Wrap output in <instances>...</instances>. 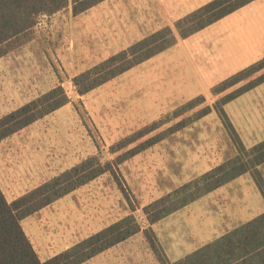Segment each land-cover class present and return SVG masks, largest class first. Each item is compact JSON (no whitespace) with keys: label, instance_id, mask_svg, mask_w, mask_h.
Listing matches in <instances>:
<instances>
[{"label":"rangeland","instance_id":"1","mask_svg":"<svg viewBox=\"0 0 264 264\" xmlns=\"http://www.w3.org/2000/svg\"><path fill=\"white\" fill-rule=\"evenodd\" d=\"M209 1L106 0L77 17L70 10L41 16L31 40L0 59V117L57 84L71 98L67 106L0 144V183L8 197L82 157L97 155L102 162L115 158L110 152L116 143L145 126L158 125L147 136L178 122L185 126L172 134L166 131L163 141L120 165L116 176L104 174L24 220L23 229L41 260L118 220L131 206L145 229L142 205L238 155V147L215 110L220 108V96H214L213 88L264 57V7L259 8L260 2L243 7L180 39L176 22ZM163 28L173 31L174 45L89 94L77 96L74 76ZM260 72L252 78L264 74V69ZM191 101L196 108L167 122ZM206 106L215 109L195 120V113ZM223 110L246 149L264 140V82L223 105ZM255 170L253 174L262 179L264 187V164ZM236 184L226 187L231 194L240 190ZM227 193L217 189L182 208L173 216L178 219L168 223L176 222L182 237L185 231L188 239H195L191 242L195 248L208 239L198 234L205 229L203 219L217 215L214 221L221 233L264 211L257 192L245 187L239 191L248 204H241L243 210L230 198L234 195H228L230 202L225 203ZM204 209L216 213L201 218L198 214ZM167 226L162 223L156 229L161 232ZM161 243L170 251L176 244H169L164 234ZM150 256L140 232L85 264H154Z\"/></svg>","mask_w":264,"mask_h":264},{"label":"trees","instance_id":"2","mask_svg":"<svg viewBox=\"0 0 264 264\" xmlns=\"http://www.w3.org/2000/svg\"><path fill=\"white\" fill-rule=\"evenodd\" d=\"M104 1L106 0H0V59L31 40L33 29L41 16L48 18L70 10L71 16L77 17ZM253 1L255 0H211L179 19L175 24V31L180 39L187 38ZM174 36L170 28H163L74 76L72 86L77 96L89 94L166 50L176 43ZM263 69L264 57L218 83L213 90L214 96H220L217 101L220 108L206 106L195 113L196 120L210 113L212 109L216 112L218 110L226 130L236 144L234 145L239 149L238 155L218 163L171 193H166L142 205L140 210L147 224L143 230L133 214L135 209L131 206L118 220L67 245L57 253L48 256L47 259L41 260L29 235L25 233L22 222L104 174L116 176L115 171L119 170L120 165L163 141L166 131L172 134L183 129L184 123L178 122L166 131L150 136L147 135L152 133L158 125L153 123L145 126L130 135L128 140L122 138L116 143L117 146L110 152L115 154V158L102 162L97 155L82 157L58 174L42 182H36L12 197L7 196L0 183V264H85L140 232L158 264H264V211L176 261H170L165 255L151 227L247 172L254 178L264 199L262 179H258L253 174V171L256 172L255 169L264 163V140L246 149L223 110V105L264 82V74L252 78V75ZM247 78H251L250 81L223 94ZM70 103L71 98L65 88L57 84L2 115L0 144ZM194 108H196L195 102H189L175 112L172 118H168L167 122L179 118L184 111ZM242 151H244L242 153L244 158L239 156Z\"/></svg>","mask_w":264,"mask_h":264},{"label":"crops","instance_id":"3","mask_svg":"<svg viewBox=\"0 0 264 264\" xmlns=\"http://www.w3.org/2000/svg\"><path fill=\"white\" fill-rule=\"evenodd\" d=\"M257 2H260V6H259V8L260 9H262L263 7H264V0H255V1H253V2H251L250 4H248V5H246V6H250L251 7V5H253V4H255V3H257ZM245 6V7H246ZM204 30V29H203ZM198 33V32H197ZM197 33H195V34H197ZM264 164V163H263ZM263 164H261V165H259L258 167H257V170H259L262 166H263ZM212 166V165H211ZM260 171V170H259ZM235 183H237L236 184V186H239V189L242 191L243 190V187H245V189L247 190V191H250L251 190V192H257V194L259 195V197H260V202H261V205H262V210L264 209V199H263V197H262V195H261V193H260V191L258 190V187L256 186V183H255V180H254V178L252 177V175L249 173V172H247V173H244V174H242V175H240V176H238V177H236L235 179H233V180H231V181H229V182H227L226 184H224L223 186H221V187H219L218 188V190H220V193L223 191V189H225L226 191H228V193L226 194V195H224V200H225V203H227V202H230V199H229V197H228V195H230V196H232V195H234V197H230L233 201H235V202H237L238 203V206L241 208V204H247V202H246V200H245V197L242 195V194H239V191H237L236 193H234V194H231V192H230V190H229V188H226V187H231L232 185H234ZM222 189V190H221ZM228 189V190H227ZM215 191H217V189L216 190H214V191H212V192H210V193H208V194H206V195H204V196H202V197H200L199 199H202V198H204V197H206L207 195H210V194H212V193H214ZM260 193V194H259ZM261 195V196H260ZM199 199H197L196 201H198ZM208 199V198H207ZM196 201H194V202H196ZM208 201H210L209 199H208ZM190 205V204H189ZM189 205H187L186 207H188ZM247 206H248V204H247ZM183 209H185V208H183ZM242 210L244 209V208H241ZM182 209H180L179 211H177V212H180ZM137 211V210H136ZM135 211V212H136ZM204 212L202 213V214H198V216L199 217H201V218H207L209 215H215V213L216 212H214L213 210L212 211H209L208 209L206 210V209H204L203 210ZM177 212H175V213H173V214H171V215H169V216H167V217H165L164 219H162L161 221H159L158 223H156V224H154V225H152L151 227H152V229L153 230H155L156 232H155V234H156V237H157V241H158V243H159V245H160V247H161V249L163 250V252L165 253V255L168 257V259L170 260V261H176V260H178V259H180V258H182V257H184L185 255H187L188 253H190V252H192V251H194L195 249H197L198 247H200V246H202L203 244H206V243H208V242H210V241H212V240H214L215 238H217V237H219V236H221L222 234H224L225 232H227L228 230H230V226L229 227H227V228H225L224 229V231H222L221 233L219 232V231H217V227H218V223H216L215 221H214V219H215V216H217V215H215V216H213L211 219H203L202 220V223L201 224H203L204 226L202 227V228H205L204 230H200L199 232H198V234L199 235H202V236H208L207 238L208 239H206V241H203V242H201L200 241V243H198L196 246H195V248H194V245H192L191 244V242H193V241H195V239L194 240H192V239H188L187 238V236H186V234L184 233L185 231H183V235H185L184 237H182L181 236V232H180V229L179 228H177V223L176 222H174V223H168V221H169V219H178V216H176V217H173ZM261 212V211H260ZM260 212L259 213H256V214H254V216H252L251 218L250 217H238V216H236L237 218H242L243 220H245V219H252V218H254L255 216H257L258 214H260ZM263 212V211H262ZM261 212V213H262ZM237 213V212H236ZM233 216H234V214H233ZM240 216H241V214H240ZM225 220H227V216H224L223 217ZM235 218V217H234ZM205 220H208V222H206ZM211 220V221H210ZM245 221H240L238 224H236V226H238L239 224H241V223H244ZM146 223V222H145ZM162 223H164V224H168V226L167 227H165L163 230L164 231H161L160 232V230H158V229H156V226L158 225V226H160ZM210 223V224H209ZM200 224V225H201ZM202 226V225H201ZM146 228V227H145ZM166 235V239L169 241V244H172V243H174V242H176V244L174 243V246H173V248L171 249V251L172 252H174L175 254H173V255H170V248L168 247V248H166L165 246H163V243H161V237H162V235ZM167 236L169 237V238H167ZM197 237V236H196ZM133 237H131L130 239H132ZM197 239V238H196ZM127 241V240H126ZM125 242V241H124ZM124 242H122V243H124ZM184 242H186V244H188V246L184 243ZM121 244V243H120ZM119 245V244H118ZM117 246V245H116ZM115 246V247H116ZM148 246V245H147ZM67 247V246H66ZM114 248V247H113ZM112 249V248H111ZM148 249H149V247H148ZM145 251H148V250H146V248H145ZM149 251H150V253H151V256L150 257H152L153 258V260H154V264H158L157 263V261H156V257L154 256V254L152 253V251L149 249Z\"/></svg>","mask_w":264,"mask_h":264}]
</instances>
